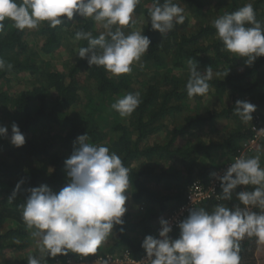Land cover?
<instances>
[{"label":"trees","instance_id":"trees-1","mask_svg":"<svg viewBox=\"0 0 264 264\" xmlns=\"http://www.w3.org/2000/svg\"><path fill=\"white\" fill-rule=\"evenodd\" d=\"M173 2L184 9L186 19L163 37L151 29L148 10L153 0H141L133 14L134 22L123 26L125 34L141 31L150 38V48L142 57L144 62L158 69L167 63L170 67L163 72L155 71L152 76L144 75L143 79L138 69H134L138 74L134 71L116 77L103 67H90L86 59L79 57L63 70L37 60L41 56L49 59L63 38H70L77 51L87 47L86 40H75L77 31L91 32L94 37L104 31L94 30L96 22L91 18L74 15L72 20L64 18L65 22L56 28L41 23L36 31L42 38L39 49L27 39L28 29L21 31L12 21H4L0 58L13 67L0 71V126L8 129L10 138L11 126L16 123L26 140L17 148L9 138H0V223L7 225V229L0 231V252L18 253L14 264H27L30 255L40 258L41 264L50 261L39 251L30 250L32 230L27 229L22 218L29 194L25 190L47 185L53 192H59L65 187L69 182L65 160L72 155L74 142L81 135L87 133L89 143L104 145L120 156L129 169L130 186L125 195L136 209L142 205L143 211L134 214L128 209L122 218L124 224L114 225L113 232L95 254L83 257L70 252L57 256L81 258L80 264L101 255H119L123 250L132 258L143 256L144 238L148 235L156 238L160 220L184 204L188 185L210 182L212 173L234 163L241 155L258 156L243 153L242 145L254 136L251 126L264 123L261 75L264 57L250 67L245 66L244 58L223 50L212 22L251 2L257 20L264 26V0H217V4L211 0ZM141 14L147 19L143 24L138 23ZM189 60L202 73L207 67L215 73L208 82L209 91L203 96L187 95ZM21 74H27L28 78L18 79ZM15 82L17 88L10 87ZM26 82L31 88H20V83ZM136 92L140 93L141 103L130 116L122 118L111 108L116 99ZM237 100L256 106L252 121L244 122L234 114ZM21 180L24 183L20 191L10 199ZM254 187L238 186L232 200L227 201L218 199L222 192L219 184L216 194L198 209L212 212L220 203L243 208L236 193L252 191ZM249 210L261 212L258 207ZM173 237L176 239V234ZM239 254L240 264H264V243L246 236L240 241Z\"/></svg>","mask_w":264,"mask_h":264},{"label":"clouds","instance_id":"clouds-1","mask_svg":"<svg viewBox=\"0 0 264 264\" xmlns=\"http://www.w3.org/2000/svg\"><path fill=\"white\" fill-rule=\"evenodd\" d=\"M141 0H0V32L5 20L13 22L18 30L37 29L47 22L56 28L74 15L91 18L102 25L103 32L94 37L91 32L77 31L75 40H86L87 47H80L78 56L88 65L103 67L106 72L119 77L130 74L148 52L151 40L141 31L125 34L123 26L133 21V14ZM151 29L162 37L176 25L185 22L184 9L173 0H153L148 10ZM218 39L225 51L244 58L245 66H252L264 57V26L257 20L251 2L233 12H226L213 22ZM189 78L185 88L189 98L203 96L209 91L213 78L211 67L202 73L197 64L189 60ZM13 65L0 58V71ZM142 67V65H141ZM229 74V69L224 74ZM219 75V73H217ZM141 103L140 93H128L112 103L111 108L123 117L130 116ZM234 114L242 121H252L256 106L237 100ZM0 138H9L8 129L0 126ZM10 143L19 148L26 140L19 126H11ZM68 183L59 192L47 185L28 188L22 218L31 235L39 238V252L54 259L70 252L87 257L113 232L114 225H123L127 212L130 186L129 169L121 158L104 145L88 142L87 133L77 137L72 155L65 160ZM53 171L49 169V172ZM216 176L215 173H212ZM222 189L220 200H232L238 186H255L252 191L236 193L239 206L217 204L212 212L203 208L191 209L178 224L179 237L172 239L169 221L160 220L159 239L148 235L141 247L146 252V264H240V241L256 237L264 243V167L260 157L241 155L231 163L223 176H218ZM19 181L10 199L21 189ZM258 207L261 212L250 211ZM122 230V229H121ZM27 264H41L35 255Z\"/></svg>","mask_w":264,"mask_h":264},{"label":"rangeland","instance_id":"rangeland-1","mask_svg":"<svg viewBox=\"0 0 264 264\" xmlns=\"http://www.w3.org/2000/svg\"><path fill=\"white\" fill-rule=\"evenodd\" d=\"M211 1H212V3L217 4V0H211ZM215 15H216V13H215ZM133 19H134V17H133ZM142 21H145V22L147 21L144 14H141V16L138 18V23L141 22L143 24ZM101 28H102V25H100L96 22V25L94 26V30L99 31V30H101ZM37 29H33V30L28 29L27 39H29L30 44H32V45L37 44L38 46L35 48L39 49L38 47H40V45H41L42 38L36 33ZM77 53H78V51L73 47L72 40L70 38H68V39L63 38L61 45L58 48H56L54 50V52H52L50 54L51 56L49 59H47V58L45 59V58H43V56H41L37 60L43 64H52V67L54 69H59V70L62 69L63 70V67L65 65L68 66L78 59L79 56ZM141 65H142V67H141ZM150 65L151 64L149 62H147V61L144 62L141 58L140 63L133 66L132 72H134L136 69H138L137 71H139V74L137 73V71H135V73L138 74L139 77H141V79H143L144 75L145 76L146 75L152 76L155 73V71L158 73L159 71L163 72V71H166L167 69L170 68V67H167V66H169L168 63H167L166 67L161 66V67H159V69L155 66L150 67ZM213 74H215V73H213ZM261 75L264 78V73H261ZM26 78H28L27 74L26 75L21 74L18 77V79H20V80L21 79L26 80ZM23 83H20V88H23V89L24 88L25 89L31 88L30 86H28L27 82L25 84H23ZM21 84H23V85H21ZM12 86L16 87L18 85L15 82V83L10 84V87H12ZM32 87H33V85H32ZM228 94L229 93H227L226 96ZM211 95H213V94L211 93ZM229 103H230V101H229ZM261 126L264 127V123ZM154 138H156V136L150 138V140H153ZM263 143H264V138H262V139L258 138L252 143H251V141H246L242 145V151H243V153H246L249 155H253V154L256 155L257 154L258 156L263 157L264 156V145H263ZM220 160L222 161L223 159L221 158ZM149 164H150V162H149ZM262 167H264V161L263 160H262ZM127 197H128V199H127L126 204H125V207L127 209L131 210L134 214H135V212L137 213V211L139 212L140 209L143 211L142 205H140V209L139 208L136 209L134 202H132V200L129 198L128 195H127ZM5 229H7V225L4 224V222H1L0 223V231L3 232ZM31 240H32L31 241L32 246H31L30 250L31 251H34V250L39 251V238L33 237L31 235ZM258 246L263 247L262 244H258ZM18 256H19L18 253L13 252L11 250L1 251L0 252V264H14L16 262ZM60 260H61L60 258L56 257L54 259H50V261H48L47 264H61Z\"/></svg>","mask_w":264,"mask_h":264},{"label":"built area","instance_id":"built-area-1","mask_svg":"<svg viewBox=\"0 0 264 264\" xmlns=\"http://www.w3.org/2000/svg\"><path fill=\"white\" fill-rule=\"evenodd\" d=\"M251 129L254 133L253 138L250 140L251 143L254 142L256 139L264 138V127L256 126L255 124L251 126ZM230 165V164H229ZM229 165H225L220 170L216 171L214 176L210 182L201 184L199 182H193L192 184L188 185L186 188L185 193V201L184 204L181 205L179 208L174 210L173 212L169 213L165 220L169 221L172 232L169 233V236L172 239L173 234H176V238L179 237V227L178 224L183 221L189 214V211L193 208L198 209L199 205L213 197L217 189L219 187L220 181L217 179L218 176H223L227 167ZM161 230V225H159L157 229V236L156 238L159 239V231ZM146 253L139 257V258H132L129 255L127 250H123L119 255H101L99 257H93L87 264H146ZM81 258L74 260L71 258L61 259V264H80ZM82 263V262H81Z\"/></svg>","mask_w":264,"mask_h":264},{"label":"crops","instance_id":"crops-1","mask_svg":"<svg viewBox=\"0 0 264 264\" xmlns=\"http://www.w3.org/2000/svg\"><path fill=\"white\" fill-rule=\"evenodd\" d=\"M257 155V154H256ZM260 158H262V159H264V156L262 157V156H259Z\"/></svg>","mask_w":264,"mask_h":264}]
</instances>
